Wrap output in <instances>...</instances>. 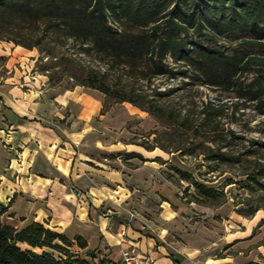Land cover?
Returning <instances> with one entry per match:
<instances>
[{"label":"crops","instance_id":"1","mask_svg":"<svg viewBox=\"0 0 264 264\" xmlns=\"http://www.w3.org/2000/svg\"><path fill=\"white\" fill-rule=\"evenodd\" d=\"M33 52L0 44L4 224H42L66 236L81 257L91 251L118 264L125 249L134 250L137 264H264V211L221 216V224L214 217L226 214L223 207H201L198 215L192 202L176 200L168 179L178 177L173 154L144 149L126 128L144 112L125 102L103 110L97 90L50 86L45 75L26 71Z\"/></svg>","mask_w":264,"mask_h":264},{"label":"trees","instance_id":"2","mask_svg":"<svg viewBox=\"0 0 264 264\" xmlns=\"http://www.w3.org/2000/svg\"><path fill=\"white\" fill-rule=\"evenodd\" d=\"M223 36L245 47L264 49V0H0V41L32 50L44 43L71 40L83 54L123 67L140 80L190 79L192 84L184 86L199 83L236 91L240 99L255 103L264 116V57L238 49L226 53L209 45ZM168 59L177 67H172ZM245 75H252V79L241 82ZM74 85L97 90L119 103L127 102L157 119L164 117L175 129L197 131L208 126L207 140L200 145L208 142L217 147L205 146L200 152L203 159L220 164L243 161V154L222 150L227 144L218 146L223 138H209L219 133L220 116L210 103L202 108L199 122H193L186 112L158 106L139 93L113 91L96 71L90 70ZM173 92L169 90L168 95ZM255 144L251 141L250 147ZM137 145L146 150L157 147L145 142ZM176 151L182 153L181 148ZM261 152L264 143L248 148L245 154L260 157ZM171 170L188 183L185 191L191 195L189 203L215 209L226 202L223 190L208 186L190 172L177 167ZM243 175L242 187L264 193V162L254 160ZM257 210L238 214L250 217ZM4 211L0 207V264H118L97 258L91 251L81 257L71 250L73 243L66 236L42 224L33 222L20 230L6 225L1 219ZM74 241L78 248L86 247L82 238L75 237Z\"/></svg>","mask_w":264,"mask_h":264},{"label":"rangeland","instance_id":"3","mask_svg":"<svg viewBox=\"0 0 264 264\" xmlns=\"http://www.w3.org/2000/svg\"><path fill=\"white\" fill-rule=\"evenodd\" d=\"M110 23L121 28V25L114 23L112 20H110ZM1 43L8 42L0 41ZM209 45L226 53L238 49L264 57V49L245 47L234 38L226 36L211 41ZM40 48L32 49L35 51L32 53L34 58H28L30 65L26 71L45 75L50 86L69 87L71 84L76 83L78 79L82 80L86 73L92 70L99 72L105 83L113 91L122 92L125 95L131 94V92L139 93L145 96L147 100L154 101L158 106L181 111L182 114L186 112L189 119L193 122H199L202 117V108L206 104H212L220 114L217 119L219 122L217 125L219 133L209 135V138H214V140L223 138L221 142H218V146L227 144L222 149L223 151L234 155L243 154L240 157L243 160L240 164H220L206 162L203 159V154L200 152L205 149V146L217 147L215 143L208 142L200 145L207 140L205 132L208 126L205 125L199 127L197 131L175 129L176 127L167 124V120L164 117L157 119L141 110L144 112L141 116H144L145 119L133 118L127 122L126 128L135 134L134 141L137 144L145 142V144L157 146V150L163 153L169 155L172 153L173 156L170 157L171 163L169 164L173 165L170 166L189 171L197 180L204 182L208 186L223 190L226 202L221 207H223V211L226 214L222 213L214 217L221 224H223L221 216L227 219L232 213L237 215H240L238 212L247 214L253 208H259L257 211L260 212L264 211V193L256 189L244 188L240 183L241 180L245 179L243 175L245 170L252 165L254 160L264 162V152H261L260 157L245 154L248 148L254 149L264 143V116L258 112L255 103L240 99L236 91L199 85V83L184 86V83L187 82L192 84L190 79L156 77L150 81L140 80L137 78V74L131 73V71H127L123 67L108 64L107 61L105 62L96 55L83 54L78 44L71 40L44 43ZM48 50L51 51L48 53L50 55H47ZM31 59L34 60L32 63ZM168 62L172 67H177L170 59H168ZM4 65L5 58L0 57V77L6 72ZM251 79L252 75H245L241 78V82L246 83ZM169 90H174V92L168 95ZM114 104L121 103L111 97H105L103 110H107ZM125 104L128 106L129 103L125 102ZM150 133L153 134L150 135ZM251 141L256 143L253 147H250ZM176 148H181L182 153L176 151ZM165 168L170 167L166 165ZM168 179L175 186V199L177 198L176 200L188 205V201L191 200L190 193L185 191L188 183L180 181L178 177L172 174ZM190 192L192 193L193 191L190 190ZM192 203L194 207L197 206L196 213L198 215L205 214L199 211L201 207L209 208L200 203ZM243 217L249 219L251 216ZM205 222L208 224L207 220ZM222 230L225 232L224 226ZM253 231L254 235L255 232H258L256 228ZM261 237L262 240L259 243L264 246V235Z\"/></svg>","mask_w":264,"mask_h":264},{"label":"built area","instance_id":"4","mask_svg":"<svg viewBox=\"0 0 264 264\" xmlns=\"http://www.w3.org/2000/svg\"><path fill=\"white\" fill-rule=\"evenodd\" d=\"M119 242H124L123 238L119 239ZM121 264H137V256L132 249H125L121 253Z\"/></svg>","mask_w":264,"mask_h":264}]
</instances>
